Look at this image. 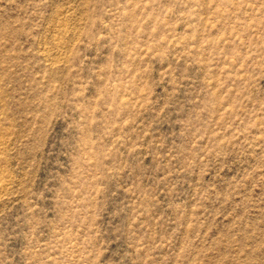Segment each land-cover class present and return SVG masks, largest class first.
Here are the masks:
<instances>
[{"label": "rangeland", "instance_id": "obj_1", "mask_svg": "<svg viewBox=\"0 0 264 264\" xmlns=\"http://www.w3.org/2000/svg\"><path fill=\"white\" fill-rule=\"evenodd\" d=\"M0 264H264V0H0Z\"/></svg>", "mask_w": 264, "mask_h": 264}, {"label": "bare ground", "instance_id": "obj_2", "mask_svg": "<svg viewBox=\"0 0 264 264\" xmlns=\"http://www.w3.org/2000/svg\"><path fill=\"white\" fill-rule=\"evenodd\" d=\"M0 188H1V182H0Z\"/></svg>", "mask_w": 264, "mask_h": 264}]
</instances>
